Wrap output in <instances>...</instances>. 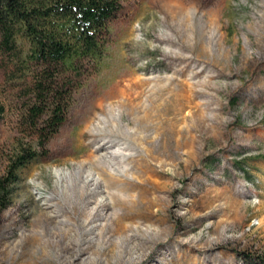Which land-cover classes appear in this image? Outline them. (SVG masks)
Returning <instances> with one entry per match:
<instances>
[{"label":"rangeland","instance_id":"374dc122","mask_svg":"<svg viewBox=\"0 0 264 264\" xmlns=\"http://www.w3.org/2000/svg\"><path fill=\"white\" fill-rule=\"evenodd\" d=\"M7 64L0 176L38 156L0 210V264H264V0H121L100 62L53 69L68 103L43 145L35 74Z\"/></svg>","mask_w":264,"mask_h":264},{"label":"trees","instance_id":"16d2710c","mask_svg":"<svg viewBox=\"0 0 264 264\" xmlns=\"http://www.w3.org/2000/svg\"><path fill=\"white\" fill-rule=\"evenodd\" d=\"M120 10L121 0H0V59L15 71L35 74L33 99L22 118L40 145L58 132L67 109V84L53 69L97 65L108 24ZM37 156L28 149L10 158L0 176V210L10 203L18 171Z\"/></svg>","mask_w":264,"mask_h":264},{"label":"bare ground","instance_id":"6f19581e","mask_svg":"<svg viewBox=\"0 0 264 264\" xmlns=\"http://www.w3.org/2000/svg\"><path fill=\"white\" fill-rule=\"evenodd\" d=\"M133 74H134V73H133ZM136 100H137V99H136ZM185 111H187V110H184V112H185ZM121 116H122V115H121ZM120 119H121V118H120ZM120 121H121V120H120ZM129 121H130V120H129ZM90 124H91V123H90ZM114 125H115V124H114ZM84 126H85V125H84ZM129 126H130V124H129ZM170 127H171V126H170ZM84 128H86V127H84ZM110 139H111V138H110ZM113 139H114V138H113ZM93 141H94V140H93ZM99 141H100V140H99ZM109 141H110V140H109ZM109 141H108V144H109ZM89 143H90V142H89ZM114 144H115V143H114ZM105 145H106V143H105V144H101L100 146H98L97 149H96L95 151L90 152V154L87 155L86 159H87V160H90L91 157H93V153H95V152H99V151H102V150H104V149L106 150V146H105ZM88 149H89V148H88ZM125 151H126V150H125ZM125 151H124V152H125ZM135 159H136V158H135ZM82 161H84V160H82ZM158 163H159V162H158ZM130 164H131V163H130ZM138 164H139V163H138ZM141 164H142V163H141ZM157 165H158V164H157ZM140 169H141V168H140ZM143 170H144V169H143ZM85 171H86V170H85ZM144 171H145V170H144ZM97 173H98V172H97ZM107 175H108L110 178H112L111 175H109V174H107ZM80 178H81V177H80ZM87 180H88V179H87ZM101 181H102V180H101ZM90 182H91V181H90ZM88 183H89V182H88ZM92 183H93V182H92ZM127 183H128V182H127ZM80 184H82V183H80ZM98 184H99V183H98ZM103 184H104V183H103ZM100 185H101V184H100ZM98 186H99V185H98ZM123 186H124V185H123ZM103 188H105V189L108 191V189L110 188V186L106 184ZM103 188H102V189H103ZM123 188H124V187H123ZM97 189H98V188H97ZM102 189H101V190H102ZM126 189H127V188H126ZM135 189H136V188H135ZM135 189H133V190H135ZM144 189H145V188H144ZM146 189H147V188H146ZM99 190H100V189H99ZM103 190H104V189H103ZM103 190H102V191H103ZM110 190H111V189H110ZM128 190H129V189H128ZM130 190H131V189H130ZM133 190H132V191H133ZM143 191H144V190H143ZM80 192H81V189L78 190V194L81 195L82 193H80ZM120 192H121V191H120ZM123 192H124V191H123ZM134 192H135V191H134ZM149 192H151V191H149ZM144 193H145V192H144ZM96 194H97L96 191H94V192L91 193L92 196H93V195H96ZM147 194H148V193H147ZM105 195H107L106 192H105ZM101 203H102V202H101ZM96 206H97V209H98V208H102V209H105V210H106V209L108 208V205L105 204V203H103V204H97V203H96ZM95 213H97V210H96ZM138 215H139V214H138ZM139 217H140V216H139ZM149 217H150V216H149ZM132 218H133V217H132ZM147 218H148V217H147ZM128 219H129V218H128ZM130 219H131V218H130ZM154 219H155V218H154ZM155 220H156V219H155ZM61 223H63V222H61ZM75 224H76V227L80 228V226H79L80 224H79V223L76 222ZM117 231H118V230H117ZM198 264H199V263H198Z\"/></svg>","mask_w":264,"mask_h":264}]
</instances>
